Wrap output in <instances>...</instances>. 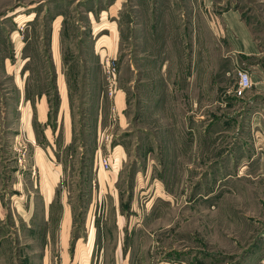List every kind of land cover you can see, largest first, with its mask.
<instances>
[{
	"label": "rangeland",
	"instance_id": "rangeland-1",
	"mask_svg": "<svg viewBox=\"0 0 264 264\" xmlns=\"http://www.w3.org/2000/svg\"><path fill=\"white\" fill-rule=\"evenodd\" d=\"M208 1L0 0V264H60L66 205L75 264H264V94L236 76L264 54L220 25L240 7L264 53V0Z\"/></svg>",
	"mask_w": 264,
	"mask_h": 264
},
{
	"label": "crops",
	"instance_id": "crops-1",
	"mask_svg": "<svg viewBox=\"0 0 264 264\" xmlns=\"http://www.w3.org/2000/svg\"><path fill=\"white\" fill-rule=\"evenodd\" d=\"M212 0L208 1L209 4H211ZM233 9V8H232ZM222 18V23H220V25L223 26V32L226 31L229 35L228 39L230 40V45L233 44V50H231L228 55L232 56V58L235 59H239V57L241 58H246L248 59L249 62H252L254 60V62L257 60V58H260L264 53H262V51L260 50V42L259 39L257 37H255L254 33H253V26L251 23H249L248 19L246 18L245 14L242 12L241 8H235L233 10H228L227 12H225ZM22 17V16H21ZM225 24V25H224ZM211 26L213 28H216V23L214 21V19L211 21ZM211 27V28H212ZM225 28V29H224ZM238 55V56H237ZM237 56V57H236ZM255 58V59H254ZM259 61V60H257ZM245 66H250L251 68H249L251 70L252 73V80L253 83H255V85L253 84V87L249 88L248 90L245 91L246 95H250L253 96L252 98L254 99H262L259 98L262 97L264 94V82L263 84L261 83V79L260 76L262 75V73L264 72V59L262 58L258 63H255L254 65L251 64H247ZM253 68H257L259 70V72H261V74L256 73L254 71ZM253 102V101H250ZM39 114L40 117L42 119L47 117V100L44 98H41L40 104H39ZM260 120H263L264 123V119L260 118ZM29 123V122H28ZM262 124V122L260 123ZM112 126H107L104 129H100V133H107V131H109V129ZM32 130V129H30ZM33 132V131H32ZM29 136L31 138V140L34 139V136H32L29 133ZM99 150V149H98ZM35 160L37 165L41 168V172H46V162H45V158L42 155V153L40 151H37L36 156H35ZM43 177H45L44 179V183L45 187L48 190H53L54 187L52 188L53 183L55 182V179L58 177V174L55 173L53 175L50 176L47 173L43 174ZM48 198V196H47ZM54 199H53V191L51 194V197L48 198V202H47V212L49 209V218L51 217V219L53 218L54 220V212H52L53 210V205H54ZM2 205V201L0 199V206ZM62 205H64L62 203ZM62 216L59 217L58 219V226L60 227V236H59V242L61 245V250H60V255H61V260H60V264H75V262L71 261V258L69 256V249L74 247V244L76 243V247H77V251L79 250V252H85L83 249H81L82 247H80V242L82 241L83 237L82 236H72V231H71V222H72V215H71V211L68 205L63 206V211H62ZM1 217V216H0ZM3 219V217H1ZM1 219V220H2ZM95 226L92 227V232H91V238H93V246H95ZM122 233H124V230H122ZM3 237V236H1ZM72 237V239H71ZM76 241V242H75ZM49 243L50 241H47L46 247H45V252L46 254L49 253ZM84 243H87L86 241H84ZM89 243V241H88ZM87 243V245H88ZM123 242L120 241L118 247H117V254H123V252H125L124 250V245H122ZM0 245H2V243L0 242ZM130 249H132V247H130ZM90 250V248H89ZM2 256V252L0 250V258ZM27 256L24 257V259L21 261V264H27ZM29 261V260H28ZM59 260H57V256L54 260V264H59L58 263Z\"/></svg>",
	"mask_w": 264,
	"mask_h": 264
},
{
	"label": "built area",
	"instance_id": "built-area-1",
	"mask_svg": "<svg viewBox=\"0 0 264 264\" xmlns=\"http://www.w3.org/2000/svg\"><path fill=\"white\" fill-rule=\"evenodd\" d=\"M237 79H238V88L241 92H244L252 87L253 81L251 74L247 72L244 69H239L236 73ZM113 95V91H110V96ZM110 133V132H109ZM109 136L107 133H102L101 139L104 140V138L109 139ZM103 142V141H102ZM97 160L101 168L105 170H109L112 167V160L111 156H108L107 154H102L101 149L98 150L97 154Z\"/></svg>",
	"mask_w": 264,
	"mask_h": 264
},
{
	"label": "bare ground",
	"instance_id": "bare-ground-1",
	"mask_svg": "<svg viewBox=\"0 0 264 264\" xmlns=\"http://www.w3.org/2000/svg\"><path fill=\"white\" fill-rule=\"evenodd\" d=\"M34 16V15H33Z\"/></svg>",
	"mask_w": 264,
	"mask_h": 264
}]
</instances>
